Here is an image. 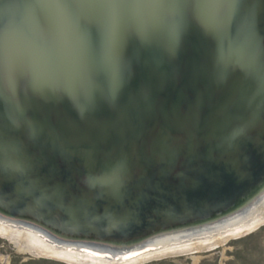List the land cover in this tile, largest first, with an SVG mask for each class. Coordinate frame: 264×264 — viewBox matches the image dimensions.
Returning a JSON list of instances; mask_svg holds the SVG:
<instances>
[{"label": "water", "instance_id": "1", "mask_svg": "<svg viewBox=\"0 0 264 264\" xmlns=\"http://www.w3.org/2000/svg\"><path fill=\"white\" fill-rule=\"evenodd\" d=\"M60 2L0 0V220L118 255L262 210L264 0L226 23L207 2L191 14L142 3L119 63L102 10L86 7L101 0H69L85 7L65 20Z\"/></svg>", "mask_w": 264, "mask_h": 264}, {"label": "rangeland", "instance_id": "2", "mask_svg": "<svg viewBox=\"0 0 264 264\" xmlns=\"http://www.w3.org/2000/svg\"><path fill=\"white\" fill-rule=\"evenodd\" d=\"M220 233H224V231L208 232L182 241L181 244H176L177 253L165 254L166 256L162 255L159 258L152 257L153 259L139 263L136 261L137 259H134L136 256L163 247H148L118 255L100 253L86 247H63H67L66 249L71 253L75 252L74 254L83 264H124L125 262L127 264H264V224L250 233L246 232L239 236L226 235L228 237L224 242L215 243L225 236H219ZM170 246L164 247L166 249ZM172 246L174 245L172 244ZM199 246L205 248L195 250ZM171 250L169 249V251ZM37 254L42 255L37 251L36 254L31 253L20 244L4 238L0 234V264H68L59 259L44 257L47 256V253H43L45 255L42 256Z\"/></svg>", "mask_w": 264, "mask_h": 264}, {"label": "snow or ice", "instance_id": "3", "mask_svg": "<svg viewBox=\"0 0 264 264\" xmlns=\"http://www.w3.org/2000/svg\"><path fill=\"white\" fill-rule=\"evenodd\" d=\"M149 2L154 3L160 9L170 8L173 12L177 14H191L199 7H203L205 2L218 7L219 9L227 8L228 16L223 19L226 23L228 18L233 15H239L244 10L241 9L240 5L243 0H202V2H197V0H181V2H176L172 4L160 3L159 0H101L100 3L86 5V7L99 8L102 10V16L99 21L102 22L105 32L107 35V47L108 54L112 62L119 63L121 59V53L124 46L125 39L132 33H135L140 28V22L134 15V9L140 4ZM58 7L61 9V18L63 20L70 19L72 17V10L76 7H85L84 5H74L69 2V0H61ZM161 19L166 21L167 18L161 16ZM75 23L85 30L89 31L93 27V23L87 21L84 18H80L75 21ZM254 18L252 13L249 11L246 15V22L243 26V34L246 36V47L242 54L237 58L240 64H248L251 61L245 58V53L247 49L255 44L254 34ZM41 71H47L44 67L37 65ZM15 74L18 78L22 77L23 72L19 68H14ZM113 188L118 187L120 183V178L118 174L113 175V179L110 181ZM4 185L0 184V190H3Z\"/></svg>", "mask_w": 264, "mask_h": 264}, {"label": "bare ground", "instance_id": "4", "mask_svg": "<svg viewBox=\"0 0 264 264\" xmlns=\"http://www.w3.org/2000/svg\"><path fill=\"white\" fill-rule=\"evenodd\" d=\"M262 224H264V208L262 210H257V209L252 210L251 214H249L246 217L236 219V221H233L231 226L229 225L228 228L226 227L223 229H219V230L224 231V233H220L219 236H224V235L225 236L222 237L220 240L216 241L215 243L224 242L228 236H239L244 233L246 234V232L250 233L252 230H255L258 227H260ZM235 226L236 228H234ZM216 231H212V232H216ZM0 234H2V237L7 238L11 241H14L17 244H20L22 247H24L27 251H30L31 253L36 254V251L41 253L42 255H45L43 253H47V256L45 255L44 257L52 258V259L53 258L59 259L60 261L61 260L65 261L68 264L69 263L70 264H83L81 260L78 258V256L74 254L75 252L74 253L69 252L66 249L67 247L66 248L63 247L65 245H61V244H58L52 241L50 237H48L43 232L31 226L22 225V224H18L15 222L12 223V222L5 221V220H0ZM226 235L228 236L226 237ZM179 243L181 244V242ZM179 243H173L174 246L171 245L172 247L170 246L166 249L165 247H163L156 251H151V252L149 251L146 253H141L138 256H136L134 259H137L136 261L139 263V262H144L148 259H151L152 257L159 258V256H162L165 254L168 255L169 253H177L176 244H179ZM202 248H205V247L199 246L198 248H195V250L202 249ZM169 249H172V250L169 251ZM37 255H40V254H37ZM94 262H97V261H94ZM124 264H127V262H125Z\"/></svg>", "mask_w": 264, "mask_h": 264}]
</instances>
